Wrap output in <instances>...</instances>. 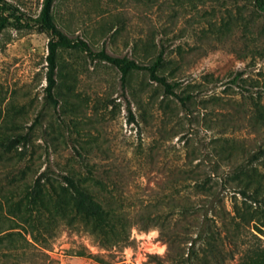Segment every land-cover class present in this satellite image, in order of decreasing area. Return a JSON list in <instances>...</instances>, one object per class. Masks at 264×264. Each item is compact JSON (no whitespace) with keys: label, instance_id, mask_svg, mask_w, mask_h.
<instances>
[{"label":"rangeland","instance_id":"obj_1","mask_svg":"<svg viewBox=\"0 0 264 264\" xmlns=\"http://www.w3.org/2000/svg\"><path fill=\"white\" fill-rule=\"evenodd\" d=\"M0 264H153L176 234L195 236L211 198L234 219L228 264H264V10L253 0H55L51 17L93 51L149 65L177 83L167 94L146 70L122 80L111 64L59 48L56 86L44 90L49 33L43 0H0ZM264 2V0H263ZM45 173L33 196L37 177ZM74 177L119 216L100 242L62 180ZM208 211L207 217L219 212ZM210 222V221H209ZM215 225V224H214ZM212 227H214L212 225Z\"/></svg>","mask_w":264,"mask_h":264},{"label":"trees","instance_id":"obj_2","mask_svg":"<svg viewBox=\"0 0 264 264\" xmlns=\"http://www.w3.org/2000/svg\"><path fill=\"white\" fill-rule=\"evenodd\" d=\"M256 6L264 10L263 0H253ZM55 0H43L39 17L35 20L36 24L45 29L50 39L47 44L48 54L46 57L47 71H46V86L44 88L48 99L56 102L53 96V89L56 86L55 72L57 69V52L59 48H77L81 52L86 53L91 59L97 58L113 65L120 73L122 80L125 79L127 74L134 70H146L149 77L159 83L167 94L175 96L184 105L187 96H181L175 93L173 88L177 83H170L166 77L158 74L159 67L163 63V55L159 53L155 59L149 65H141L134 59L127 57L112 56L106 53L104 50L93 51L89 48L88 44L83 40H74L63 34L55 25L51 17V11ZM10 9L9 5L0 1V13L3 15ZM7 17H4L0 21V29H2L6 22ZM29 132L16 134L6 141H1L0 145L6 152L20 146L25 147L29 142ZM261 156H264V147L260 148L257 153L252 155V160H258ZM45 177V173H41L33 186L32 197H36L37 192L40 189L42 179ZM62 180L65 182L67 189L69 190L72 198L73 205L77 213L81 218L87 221V224L92 226L95 230L96 237L100 238L102 243H114L123 242L127 240V235L117 238V234L120 232L117 230L120 224L116 218L119 216L106 210L98 201H96L88 189L81 186L77 180L69 175H63ZM241 194L252 199L254 202H259L264 206V200H257L252 194L241 191ZM218 207L219 212L212 217H207L208 211ZM203 219L199 223L198 231L195 236L188 233L176 234L171 239L170 243H189L186 249L179 244L176 247L168 248V255L164 258L155 257L153 264H228L233 262L235 253L237 252V245L234 241V232L229 231L227 227L221 229L216 225V218L220 220L222 225H226L230 219H234L235 216L230 215L221 204V199L218 197L211 198L208 208L202 214ZM210 221V222H209ZM215 224V225H214ZM212 225L214 227H212ZM257 234L255 238L261 243H264V231L253 225L252 227Z\"/></svg>","mask_w":264,"mask_h":264}]
</instances>
